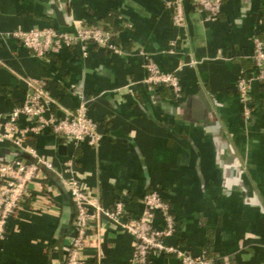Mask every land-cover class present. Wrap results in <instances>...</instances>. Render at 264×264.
I'll use <instances>...</instances> for the list:
<instances>
[{
	"label": "crops",
	"instance_id": "1",
	"mask_svg": "<svg viewBox=\"0 0 264 264\" xmlns=\"http://www.w3.org/2000/svg\"><path fill=\"white\" fill-rule=\"evenodd\" d=\"M185 11L179 29L166 0H0V115L23 102L31 82H45L58 116L85 101L99 146L50 132L26 145L61 173L73 157L84 189L105 208L123 198L138 215L142 196L157 190L177 222L167 242L182 251L203 255L208 245L214 264H264V84L253 85L248 117L236 91L253 66L252 38L264 33V0H223L215 18L189 2ZM91 24L112 30L121 52L90 44L86 54L75 46L40 58L13 35ZM147 55L177 74L180 99L144 82ZM16 150L0 142V160ZM74 216L63 176L46 171L0 238V264H65ZM122 223L104 214L94 221L86 264H133L135 239ZM149 264L181 263L161 254Z\"/></svg>",
	"mask_w": 264,
	"mask_h": 264
},
{
	"label": "built area",
	"instance_id": "2",
	"mask_svg": "<svg viewBox=\"0 0 264 264\" xmlns=\"http://www.w3.org/2000/svg\"><path fill=\"white\" fill-rule=\"evenodd\" d=\"M186 2L215 18L222 11L223 0H166L175 27L184 29L187 25ZM15 38L31 50L35 56L45 58L57 54L64 48L78 46L87 53L90 44L113 52H121L114 43L113 34L99 25L77 26L74 32L60 31L53 27H35L17 30ZM173 44H175L173 42ZM252 69L237 80L236 91L244 106V115H250L254 83L264 84V33L252 38ZM147 76L144 82L152 87H166L176 99L181 98V84L175 72H163L146 56ZM194 62H190L193 65ZM56 102L49 95L45 82H31L23 102L11 111L0 115V142H8L16 149L34 157L28 160L14 157L0 160V238L8 232V223L26 204L31 185L45 179L46 171L59 173L75 207L74 233L71 237L65 264H86L84 250L89 238L91 225L104 214L114 221H123L122 229L135 239L133 264H149L152 255H174L181 264H214L203 255L193 256L167 242L176 232V218L169 203L157 190L145 193L141 200V211L131 215L126 201L117 199L111 208H105L84 189L75 169L74 158L63 161L64 171L58 172L52 161L39 156L26 145L29 137L50 132L54 136L78 147L87 144L99 146L102 134L97 123L89 116L85 101L74 110L64 111L58 116Z\"/></svg>",
	"mask_w": 264,
	"mask_h": 264
},
{
	"label": "water",
	"instance_id": "3",
	"mask_svg": "<svg viewBox=\"0 0 264 264\" xmlns=\"http://www.w3.org/2000/svg\"><path fill=\"white\" fill-rule=\"evenodd\" d=\"M61 149H65L64 146L61 147ZM16 154L19 156V157H27L29 158L30 160H34V157L32 155H30L29 153L23 151V150H16Z\"/></svg>",
	"mask_w": 264,
	"mask_h": 264
},
{
	"label": "trees",
	"instance_id": "4",
	"mask_svg": "<svg viewBox=\"0 0 264 264\" xmlns=\"http://www.w3.org/2000/svg\"><path fill=\"white\" fill-rule=\"evenodd\" d=\"M87 26H95V25L91 24V25H87ZM99 26L103 27V28L106 29V30H109V31L113 34V31L110 30L107 26H104V25H99ZM169 205H170V204H169ZM170 208H171V207H170ZM171 212H172V210H171ZM204 256H206L207 258H210V259H211V255L209 254V251H208V245L205 246V249H204Z\"/></svg>",
	"mask_w": 264,
	"mask_h": 264
}]
</instances>
